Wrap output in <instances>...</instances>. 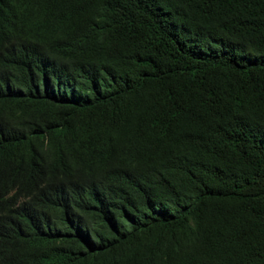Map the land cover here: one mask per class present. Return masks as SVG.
I'll return each instance as SVG.
<instances>
[{"label":"trees","instance_id":"trees-1","mask_svg":"<svg viewBox=\"0 0 264 264\" xmlns=\"http://www.w3.org/2000/svg\"><path fill=\"white\" fill-rule=\"evenodd\" d=\"M0 264H264V0H0Z\"/></svg>","mask_w":264,"mask_h":264},{"label":"clouds","instance_id":"clouds-1","mask_svg":"<svg viewBox=\"0 0 264 264\" xmlns=\"http://www.w3.org/2000/svg\"><path fill=\"white\" fill-rule=\"evenodd\" d=\"M54 33H56V32H54ZM74 54L75 53L72 50L66 55L71 57ZM31 59H34L37 62V65H38V68L40 71L39 72V81H40V84L42 86H45L47 84V82H49V80L52 76L62 77L64 83L60 87H62L64 90L68 89V87H75V85L78 84V83H76L77 81L73 80V78L68 73V71L64 67H61L60 65H58V63H56V61L53 58L46 56L44 54L34 53L31 56ZM131 169L132 168L130 166L124 165L119 174L105 173L103 176V179L110 176V175H119L122 178L126 179L128 181L129 186L134 189V180L130 176ZM94 190H95V188H92L88 182H85L83 184V188H82L84 200H87L88 202H93L92 197L96 193V191H94ZM158 192H159V186L156 183V190H155L154 194L151 196L145 197L144 200L151 202L155 198V196L157 195Z\"/></svg>","mask_w":264,"mask_h":264}]
</instances>
